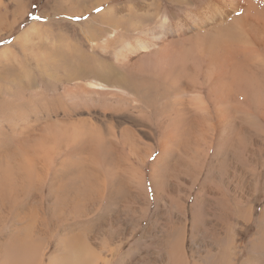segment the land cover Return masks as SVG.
<instances>
[{
  "label": "rangeland",
  "instance_id": "374dc122",
  "mask_svg": "<svg viewBox=\"0 0 264 264\" xmlns=\"http://www.w3.org/2000/svg\"><path fill=\"white\" fill-rule=\"evenodd\" d=\"M160 1H163L160 11L167 17L180 13L172 1ZM94 2L0 0L3 237L13 232L12 224L15 229L24 228L21 235L28 234L29 230L36 236L42 232L40 242H50L45 252L47 260L57 251L56 240L54 235L51 236L52 227L62 225L58 233L66 234L74 228L78 231L77 226L82 225L85 229L80 233L93 247L90 251L93 258L90 253L87 257H79L78 263L74 264H91L92 259L100 257L110 258V264L115 257L114 264H166L173 241L176 245L181 243V252L188 264H202V258L208 254L212 258L220 255L217 243L218 239L224 238L234 241L233 246H229L228 264H241L248 251L252 255L259 253L251 250L255 244L251 245L250 240L258 236V229L264 231V130L257 122L258 127L252 128H248V124L238 125L237 136L235 129L228 140L220 144L214 142L215 156L214 149H210V157L199 178L197 172H193L190 183L186 184L182 182L184 167L181 166L188 158L191 161L184 154V147L190 149L192 146L187 144L188 141L183 145L174 144L168 156L158 159L155 164L160 154L157 142L162 132L153 124L152 117L144 123L134 121L136 114L131 104L113 96L108 99L87 95L79 105L71 106L64 93L67 89H75L73 86L78 83L71 80L68 72L77 66L85 69L89 64L93 65L90 63L92 58L100 61L98 65L103 66L104 72L113 62L112 55L91 46V34L97 37L96 42L100 45L113 32L107 26H101L97 15L107 17V13L102 12L104 8L118 7L128 0H111L86 13ZM119 71L114 69L113 72L118 75ZM94 77H99L98 72ZM72 136L81 138L72 142ZM48 151L52 153L41 156ZM30 163L41 170L37 172L36 166ZM166 165L171 167L168 169ZM153 170H157L154 179L158 180V188L154 190L151 186ZM37 173L41 175L40 179ZM135 176H143L144 192L133 182ZM196 179L197 182L191 184ZM51 181L52 189L49 187ZM54 185L55 189L59 185L68 187L69 198L61 201L60 194L54 193ZM18 197L19 209L36 210L38 218L42 219L37 218L32 226L34 229L25 221L14 223L19 219L18 215L23 214L15 216L16 208L8 215L6 207L14 205ZM78 218L81 221L75 223ZM65 219L68 220L63 221ZM40 220L44 224L41 225ZM113 255L116 256L113 258ZM260 255L254 258L259 259Z\"/></svg>",
  "mask_w": 264,
  "mask_h": 264
},
{
  "label": "bare ground",
  "instance_id": "6f19581e",
  "mask_svg": "<svg viewBox=\"0 0 264 264\" xmlns=\"http://www.w3.org/2000/svg\"><path fill=\"white\" fill-rule=\"evenodd\" d=\"M109 1L111 0H95L89 6L91 8L86 10V13ZM170 1L180 11L173 17H167L160 11L163 2L160 0H128L127 3L118 5V7L113 5L104 8L102 12H106L107 17L97 15V20L102 22L101 26H107L113 32L109 33L100 45L96 42L97 37L91 34L93 37L90 43L92 47L101 49L103 54L112 55L113 62L106 67L105 72L103 66L98 65L100 61L97 62L95 58L90 61L93 65L89 64L85 69L77 66L74 71L68 72V75L71 80H77L78 84L73 86L75 89H67L68 92L66 90L64 94H67L66 99H69L71 106L79 105L83 96L88 97L87 95H91L90 97L98 95L108 99L113 96L131 104V109L136 114L133 118L134 121L144 123L145 120L148 121L147 118L152 117L153 124L159 127L162 132L157 142L160 147V154L155 159V164L158 159L168 156L174 144L183 145L184 142L188 141L187 144L192 146L190 149L184 147V154L189 156L191 161L188 158V162H185L181 167H184L182 182L189 184L193 172H197V179L201 175L204 165L210 157L208 151L214 149L215 141L220 144L231 137L238 125L240 127L248 124V128L259 125L262 127H260L261 130H264V0ZM126 32L130 34H127L128 37ZM114 69L120 70L118 75L114 74ZM97 72L99 77H94ZM81 80L89 81L80 83ZM123 130L125 131V129ZM236 131L237 129L234 133L235 136L238 135ZM72 137V142L81 138V136L80 138ZM82 137L84 136L82 135ZM50 153L52 152L48 151L41 156ZM215 154L216 150L214 149V156ZM30 165L36 166L31 163ZM169 167L171 166L166 165V168L169 169ZM36 168L38 171L35 169V172L41 170V167L36 166ZM156 171L151 172L152 181H150L153 190L155 187L158 188V180L154 179ZM39 175L37 173V177L40 179ZM33 179H31L32 182H35ZM132 179L137 187L143 191L145 188L143 176H135ZM197 179L191 184H195ZM86 180L88 179L86 178ZM51 183L52 181L49 183L50 189H52ZM73 183L75 184V182ZM79 183L81 184V182ZM65 187L59 185L55 189L56 186L54 185V193L60 194L61 201L69 198L68 187ZM86 187L88 188V185ZM89 190L91 191V189ZM37 193H39L38 190ZM18 202L19 197L14 205L6 207L9 210L8 215H11L16 208V213L13 212L15 216L18 213L23 214L18 215L19 219L17 221L15 219L14 223L19 224V222L25 221L30 225L29 227L33 228L32 226L38 218L37 211L19 209L21 203H19V207ZM80 205L82 204L80 203ZM59 206L61 207V205ZM180 207L182 211V206ZM3 209L5 206L0 199V264H74L78 263L79 257H87L90 253L93 258V253L90 252L93 247H90L87 238L80 233L84 226H77L79 227L78 231L74 228L66 234H60L62 225H54L51 236L54 235L55 250L57 251L45 260V252L50 242L46 244L40 242L42 232H36V236L34 233L31 235L32 231L29 230L30 236L29 233L21 235L24 228L15 229L12 224L10 229L13 232H10L7 237H3ZM58 210L60 209L58 208ZM14 215L13 217H15ZM49 215H52L50 210ZM66 220L68 219L63 221ZM79 220L80 218L75 219L74 222L77 223ZM40 224L42 225L44 222ZM58 231L60 232L58 233ZM257 232L258 236L252 238L250 243L251 245L255 244L251 250L254 253L258 250L259 253L252 255L248 251L245 261L241 264H264V231L258 229ZM227 233L226 235L229 234ZM233 243L234 241L224 238L218 239L217 244L220 249L217 253L220 252V255L217 258H212L208 254L202 258V264H228L231 256L229 246H233ZM179 244L181 245V243ZM180 245H176L175 241L170 244L166 264H188L181 252ZM259 255V259H257L258 257L254 258ZM115 256L113 255V258ZM109 259L100 257L99 259H92L93 261L88 259V261H91V264H110ZM116 259L117 257L113 259L112 264L117 261ZM80 263L82 264V262Z\"/></svg>",
  "mask_w": 264,
  "mask_h": 264
}]
</instances>
